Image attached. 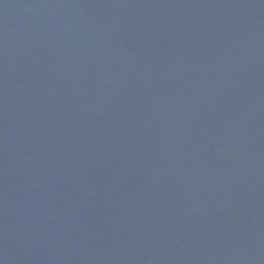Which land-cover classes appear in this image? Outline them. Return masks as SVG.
Segmentation results:
<instances>
[{"label":"water","instance_id":"water-1","mask_svg":"<svg viewBox=\"0 0 264 264\" xmlns=\"http://www.w3.org/2000/svg\"><path fill=\"white\" fill-rule=\"evenodd\" d=\"M0 264H264V0H0Z\"/></svg>","mask_w":264,"mask_h":264}]
</instances>
